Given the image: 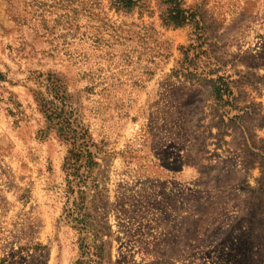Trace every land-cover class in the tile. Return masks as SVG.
Instances as JSON below:
<instances>
[{
	"label": "rangeland",
	"instance_id": "1",
	"mask_svg": "<svg viewBox=\"0 0 264 264\" xmlns=\"http://www.w3.org/2000/svg\"><path fill=\"white\" fill-rule=\"evenodd\" d=\"M146 2L0 0V264L79 257L70 147L38 108V75L63 82L94 144L84 213L104 264H264V0H184L200 38Z\"/></svg>",
	"mask_w": 264,
	"mask_h": 264
},
{
	"label": "trees",
	"instance_id": "2",
	"mask_svg": "<svg viewBox=\"0 0 264 264\" xmlns=\"http://www.w3.org/2000/svg\"><path fill=\"white\" fill-rule=\"evenodd\" d=\"M110 9L115 13H129L134 9L148 8L146 0H109ZM158 19L165 27H189L193 35L200 38L203 27L200 17L193 9L187 8L184 0H157ZM213 74H203L202 76ZM211 100L214 110L219 113L230 107L231 87L227 79H209ZM36 100L46 123L56 131L58 138L70 147L63 160L62 171L66 176V193L75 197L64 210V221L80 237L79 257L75 264H104V247L92 231V222L84 213L85 194L93 171L97 168L92 139L78 120L75 109L67 95L63 82L54 75H38L36 78ZM93 236V237H92Z\"/></svg>",
	"mask_w": 264,
	"mask_h": 264
}]
</instances>
